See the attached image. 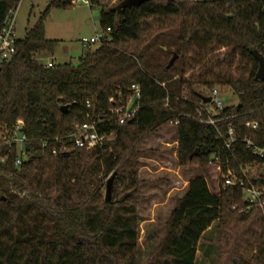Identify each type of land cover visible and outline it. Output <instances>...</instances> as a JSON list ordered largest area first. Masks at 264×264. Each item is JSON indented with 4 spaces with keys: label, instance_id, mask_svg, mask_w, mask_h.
Here are the masks:
<instances>
[{
    "label": "trees",
    "instance_id": "obj_1",
    "mask_svg": "<svg viewBox=\"0 0 264 264\" xmlns=\"http://www.w3.org/2000/svg\"><path fill=\"white\" fill-rule=\"evenodd\" d=\"M22 1L0 0V34ZM88 1L100 9L110 43L88 48L78 67L46 68L41 59L53 56L59 42L46 38L45 20L51 8L68 10L73 2L54 0L18 40V54L0 74V264H196L198 246L215 223L221 264H264V213L240 214L239 188L216 194L208 165L216 154L225 169L263 164L244 141L264 144V82L256 80L259 63L252 54L264 56V0H151L119 12L109 11L117 5L108 0ZM204 54L223 57L204 61ZM223 62L235 74L222 70ZM132 86L140 89L135 117L123 126L99 127L113 140L52 154L56 138L75 132L88 113L107 118L110 99L127 101ZM218 87L232 89L239 105L221 111L225 120L216 127L206 126L196 119L207 107L202 97ZM177 118L178 165L202 175L176 200L164 236L141 263L139 148ZM20 125L29 159L17 167V147L6 142ZM230 126L238 143L227 152L217 130ZM115 172L107 203L106 182ZM254 180L264 185V176Z\"/></svg>",
    "mask_w": 264,
    "mask_h": 264
},
{
    "label": "rangeland",
    "instance_id": "obj_2",
    "mask_svg": "<svg viewBox=\"0 0 264 264\" xmlns=\"http://www.w3.org/2000/svg\"><path fill=\"white\" fill-rule=\"evenodd\" d=\"M52 1L54 0H23L20 3L16 16V35L19 40L25 39L26 33L34 28ZM108 1L109 5L113 7L122 0ZM102 33L100 9L91 8L84 1L75 3L73 0L72 8L68 10L51 8L45 20V35L48 40L58 41L59 45L53 56H46L41 59V62L45 65L48 61H53L56 65L72 64L78 67L80 59L85 56L87 49L95 50L98 46L97 43L86 45L83 42L97 38ZM216 56L220 59L223 57V55L204 54L203 59L204 61L214 60ZM223 64L222 70L235 74L234 67L229 66L227 62H223ZM216 89L220 91L226 108L239 105V98L232 89L227 87ZM205 93H210V91ZM111 140L113 137L109 138V141ZM144 140L146 142L139 148L143 153L139 159V170L150 172V175L144 177L142 186H157L161 192L153 193L148 188L142 189V186L139 188L138 195L141 200L138 203V232L141 263L148 259L158 245V241L164 236L165 224L176 205V200L185 194L189 180L202 175L198 168L179 167L176 160L178 145L175 127L164 126ZM152 168L166 175L152 174L150 170ZM149 177L151 179H147ZM216 178L217 176L213 172L211 175L213 187L216 184ZM169 185H173L175 191L171 194L170 199L166 200L167 191L164 190L165 186L168 188ZM212 191L214 192L213 189ZM203 238L204 241L198 246L196 264H221L218 223L213 224Z\"/></svg>",
    "mask_w": 264,
    "mask_h": 264
},
{
    "label": "built area",
    "instance_id": "obj_3",
    "mask_svg": "<svg viewBox=\"0 0 264 264\" xmlns=\"http://www.w3.org/2000/svg\"><path fill=\"white\" fill-rule=\"evenodd\" d=\"M85 2L86 5L90 6L88 0H75V3ZM192 2L199 1H210V0H191ZM16 16L17 10L10 13L7 16L2 32L0 34V74L2 70L10 65L16 55L18 54V38L16 35ZM110 30L103 32L101 36L93 38L90 41H84L86 45H103L104 42L110 43L112 40L108 36ZM56 64L53 61H48L45 67L48 69L54 68ZM131 96L127 101H124L121 96L119 101L116 102L114 98L110 99V103L114 105L111 109L110 115L107 118L96 117L91 113H88L84 123L76 126L75 132L68 134L63 137H58L54 140L58 146L52 149V154L56 155L62 152H68L71 148L78 149H93L97 146L102 145L110 136L101 135L99 132V127L108 123H117L118 125H125L127 122L131 121L137 112V106L134 107L135 100L140 99V89L137 86L131 87ZM209 98L212 99L210 105L207 107H202L199 110V116L196 118L202 124L206 126L216 127L217 124L224 121L225 119L219 118V113L223 111L226 107L221 98L220 91L214 89ZM86 106L88 109L91 108V103L87 102ZM211 107V109H208ZM205 115L206 119H202L201 116ZM179 125L178 118L170 122V126L177 127ZM247 128L258 129L257 124H246ZM217 134L223 143V150L231 152L232 148L238 143V138L236 130L234 127L230 126L225 133L217 130ZM27 137L22 130V125L18 126L7 136L6 144L15 145L17 147V159L16 166H21L24 162L29 159V153L27 150ZM244 143L252 151L253 156H255L263 164L253 163L242 165L238 164L236 169L224 168L222 157L220 154L213 155L208 165L211 168V175L214 172L217 176L215 187V193L219 194L220 191L226 190L228 188H239L243 192V202L244 206L240 209V214H248L253 209H260L264 213V185L258 184L254 180L255 177L264 176V144L259 147L254 145L250 140L246 139ZM44 148L48 147V144L43 145ZM229 164V163H228ZM237 207H234V210Z\"/></svg>",
    "mask_w": 264,
    "mask_h": 264
},
{
    "label": "water",
    "instance_id": "obj_4",
    "mask_svg": "<svg viewBox=\"0 0 264 264\" xmlns=\"http://www.w3.org/2000/svg\"><path fill=\"white\" fill-rule=\"evenodd\" d=\"M151 0H123L121 1L117 6L111 8L109 11L119 12L124 9H131V8H139L145 3L150 2ZM252 54L256 58V60L259 63V69L256 75V80L260 82H264V56H262L258 51L252 50ZM176 57L171 61L170 66L171 67L175 61ZM202 100L204 104L210 105L212 102V99L209 97H202ZM138 104V100H135L134 107ZM68 110V107H62L61 111L66 112ZM195 156H199V151L197 150L194 154H192L191 159ZM117 177V173L115 172L111 178L108 180L106 184V195H105V201L107 203L112 202V195H113V188H114V182L115 178ZM130 194L124 195L120 202H123Z\"/></svg>",
    "mask_w": 264,
    "mask_h": 264
},
{
    "label": "crops",
    "instance_id": "obj_5",
    "mask_svg": "<svg viewBox=\"0 0 264 264\" xmlns=\"http://www.w3.org/2000/svg\"><path fill=\"white\" fill-rule=\"evenodd\" d=\"M211 108V107H210ZM210 108H208V109H210ZM175 132H176V137H177V140H176V142H177V145H178V136H177V130H176V128H175ZM144 142H146V140H144L143 142H142V144H141V146L143 145V143ZM140 146V147H141ZM176 160L178 161V157H177V154H176ZM151 170V173L152 174H159V175H162V176H164V175H166V174H164L163 172H161V171H158V170H154V168H152V169H150ZM148 175H150V172L149 173H146V172H143L142 170H139V172H138V177H139V179L142 181H144L145 180V176H148ZM195 178V177H194ZM194 178H191L190 180H189V182L192 180V179H194ZM147 179H151L150 177L149 178H147ZM189 182H188V185H189ZM188 185L186 186V191H187V189H188ZM144 188H148V190H150L151 192H153V193H157V192H161V190L156 186H152V187H145V186H142V189H144ZM173 188V185H169L168 186V188L165 186V192L167 191V195H166V197H165V199L167 200V199H170V196H171V194L175 191L174 190V188ZM166 189H168V190H166ZM181 197H183V196H181ZM180 197V198H181ZM171 215V214H170ZM138 217H139V215H138Z\"/></svg>",
    "mask_w": 264,
    "mask_h": 264
}]
</instances>
